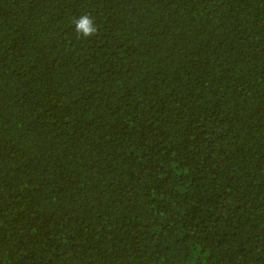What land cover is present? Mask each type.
<instances>
[{
  "label": "trees",
  "instance_id": "obj_1",
  "mask_svg": "<svg viewBox=\"0 0 264 264\" xmlns=\"http://www.w3.org/2000/svg\"><path fill=\"white\" fill-rule=\"evenodd\" d=\"M0 264H264V0H0Z\"/></svg>",
  "mask_w": 264,
  "mask_h": 264
},
{
  "label": "clouds",
  "instance_id": "obj_2",
  "mask_svg": "<svg viewBox=\"0 0 264 264\" xmlns=\"http://www.w3.org/2000/svg\"><path fill=\"white\" fill-rule=\"evenodd\" d=\"M73 26V30L77 34L78 38L89 39L95 37L99 33V27L95 23L94 17L88 13H84L79 17L73 18L70 22Z\"/></svg>",
  "mask_w": 264,
  "mask_h": 264
}]
</instances>
